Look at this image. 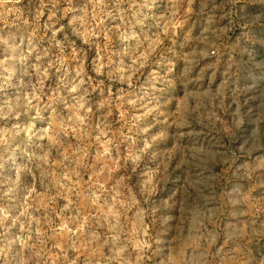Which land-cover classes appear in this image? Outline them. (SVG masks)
<instances>
[{
  "label": "clouds",
  "instance_id": "obj_1",
  "mask_svg": "<svg viewBox=\"0 0 264 264\" xmlns=\"http://www.w3.org/2000/svg\"><path fill=\"white\" fill-rule=\"evenodd\" d=\"M0 264H264V0H0Z\"/></svg>",
  "mask_w": 264,
  "mask_h": 264
}]
</instances>
